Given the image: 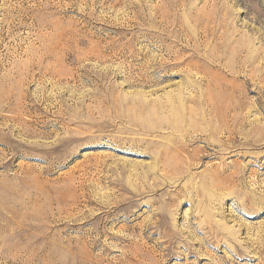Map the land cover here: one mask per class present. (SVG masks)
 I'll return each instance as SVG.
<instances>
[{"label":"rangeland","instance_id":"obj_1","mask_svg":"<svg viewBox=\"0 0 264 264\" xmlns=\"http://www.w3.org/2000/svg\"><path fill=\"white\" fill-rule=\"evenodd\" d=\"M0 264H264V0H0Z\"/></svg>","mask_w":264,"mask_h":264}]
</instances>
